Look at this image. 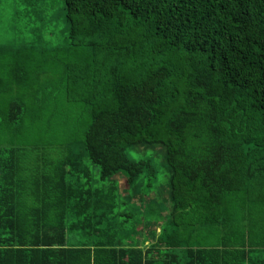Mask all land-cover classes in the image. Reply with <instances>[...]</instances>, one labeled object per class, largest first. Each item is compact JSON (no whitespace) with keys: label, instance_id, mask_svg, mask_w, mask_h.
Masks as SVG:
<instances>
[{"label":"trees","instance_id":"16d2710c","mask_svg":"<svg viewBox=\"0 0 264 264\" xmlns=\"http://www.w3.org/2000/svg\"><path fill=\"white\" fill-rule=\"evenodd\" d=\"M36 2V45L0 50L14 59L0 61V264H264V0H63L60 42ZM32 99L85 108L83 155L101 181H156L128 151H163L159 232L124 228L118 183L95 187L72 153L24 166L25 118L44 111Z\"/></svg>","mask_w":264,"mask_h":264},{"label":"rangeland","instance_id":"374dc122","mask_svg":"<svg viewBox=\"0 0 264 264\" xmlns=\"http://www.w3.org/2000/svg\"><path fill=\"white\" fill-rule=\"evenodd\" d=\"M26 1L0 0V50H20L26 45H36V43L32 42L40 32L43 22L39 21L41 16L38 14L37 0H31L34 2L35 9L32 8V11L27 6ZM47 3L50 6L42 14L46 23L44 32L60 42L64 37L66 29L63 21V0H47ZM27 11L30 12L27 13ZM5 58H0V61H8L13 64V58L9 56ZM31 59L33 62L32 66L35 67L34 69L38 73L41 72V58L34 56ZM3 79L6 80L5 77ZM9 91L14 95L19 91V86L13 82L10 85ZM27 97L23 93H18L17 95V98L20 100L22 98L25 100ZM31 104L35 111L40 105L44 108V111L38 112L37 117L34 111L33 115L35 118L33 119L32 116L29 119H27V116L25 118V121L34 123L36 126L33 128L34 133L24 134V136L28 137V143H23L22 145L24 156H27L24 166L28 169H33L47 162H50V165L53 166L54 163L63 160L72 153L74 159L82 162V165L88 168L91 173L92 182H95V187L106 189V187L112 184V181L116 185L118 183V191L122 197L118 200L116 213L124 215L118 218L120 221L126 219L125 223H123L124 228L136 227L135 231L143 230V233L147 237H149V231L156 230V232H159V226L157 224L152 226L151 224L157 219L158 213L164 216L167 213L165 210L169 207L167 205V197L169 193L170 171L165 163L163 151L159 148L150 149L149 147L145 150L131 149L128 151V155L133 161H149L152 164L156 169V181H149V178L144 174L138 178L136 185L132 186V188H129L121 175H117L109 181H101L98 167L93 165L83 155L81 143L83 142V132L87 125L85 108L80 105H73L79 107V109L72 110L69 107L67 110L68 105H64L61 101L60 103H33L32 99L30 104H28L29 109ZM6 106L7 104H0V109H5ZM50 114V118L46 119ZM1 120L2 117L0 116ZM48 120L50 122H57L58 124L51 129H46ZM59 124L63 125V129L65 125L68 128H72L73 135L71 137L66 136L64 131H61ZM67 143L73 145L70 152L64 149V145ZM126 195H128V198H125ZM150 200L154 202L150 203ZM142 225L151 226L143 227ZM68 240L71 245L75 246L79 245L78 243L82 241L76 231L68 233Z\"/></svg>","mask_w":264,"mask_h":264}]
</instances>
